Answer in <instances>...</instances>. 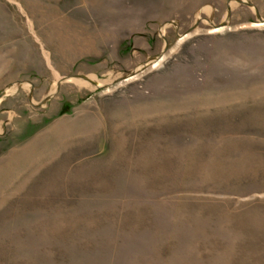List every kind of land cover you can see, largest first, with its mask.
<instances>
[{
	"label": "rangeland",
	"instance_id": "obj_1",
	"mask_svg": "<svg viewBox=\"0 0 264 264\" xmlns=\"http://www.w3.org/2000/svg\"><path fill=\"white\" fill-rule=\"evenodd\" d=\"M31 144L0 264H264V0H0V161Z\"/></svg>",
	"mask_w": 264,
	"mask_h": 264
},
{
	"label": "bare ground",
	"instance_id": "obj_2",
	"mask_svg": "<svg viewBox=\"0 0 264 264\" xmlns=\"http://www.w3.org/2000/svg\"><path fill=\"white\" fill-rule=\"evenodd\" d=\"M57 86V85H56ZM56 90V87L54 91ZM8 91L7 93H10ZM35 147L33 144L29 145L27 148L23 149L22 151L11 152L4 157L3 160L0 161V189L4 186L3 183L4 179L9 181L12 180V175L18 170L22 165L28 163V160L33 156L35 153ZM8 183V184H9ZM7 184V185H8Z\"/></svg>",
	"mask_w": 264,
	"mask_h": 264
}]
</instances>
